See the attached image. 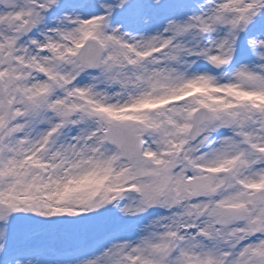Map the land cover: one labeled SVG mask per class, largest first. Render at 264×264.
<instances>
[{
  "label": "snow or ice",
  "instance_id": "obj_1",
  "mask_svg": "<svg viewBox=\"0 0 264 264\" xmlns=\"http://www.w3.org/2000/svg\"><path fill=\"white\" fill-rule=\"evenodd\" d=\"M0 264H264V0H0Z\"/></svg>",
  "mask_w": 264,
  "mask_h": 264
}]
</instances>
